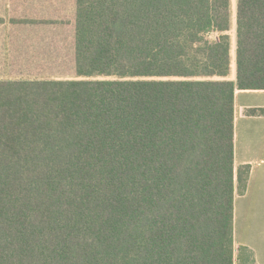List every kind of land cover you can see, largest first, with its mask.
<instances>
[{"label":"trees","instance_id":"1","mask_svg":"<svg viewBox=\"0 0 264 264\" xmlns=\"http://www.w3.org/2000/svg\"><path fill=\"white\" fill-rule=\"evenodd\" d=\"M74 79L0 80V264H256L234 247V93L264 0H74Z\"/></svg>","mask_w":264,"mask_h":264},{"label":"crops","instance_id":"2","mask_svg":"<svg viewBox=\"0 0 264 264\" xmlns=\"http://www.w3.org/2000/svg\"><path fill=\"white\" fill-rule=\"evenodd\" d=\"M42 1L0 0L4 5L0 7V80L44 79L32 77L28 73L32 71L31 42H38L37 54L42 55L44 49L54 44L43 43L49 40V35L10 31L11 26L20 21L43 15L40 10L16 8L15 3L27 5ZM59 16L60 13H57L56 17ZM57 35L51 39L56 41L58 47L61 35ZM232 80H235V75ZM233 141L235 168L249 167L245 192L234 198V247H248L254 252L256 264H264V90L235 91ZM259 234L263 235L262 241L257 240Z\"/></svg>","mask_w":264,"mask_h":264},{"label":"rangeland","instance_id":"3","mask_svg":"<svg viewBox=\"0 0 264 264\" xmlns=\"http://www.w3.org/2000/svg\"><path fill=\"white\" fill-rule=\"evenodd\" d=\"M4 5L0 2V7ZM16 8H31L42 11V16H34L31 20H24L11 26L10 31L19 33H41L49 35V40L43 41L49 46L48 49H42V55L37 53V41H32L33 56L31 58L32 71L29 75L36 78L47 79L58 78L61 80L74 79V52H73V35H74V18L75 4L74 0H44L41 3H31L24 5L15 3ZM236 0H230V28L228 31L230 40V69L228 80H232L236 74L235 70V47H236V26H235ZM60 13L59 17L56 14ZM62 13V14H61ZM61 35L59 46L56 41L51 39L54 35ZM28 68V67H27ZM262 234L257 236L258 241H262ZM254 253V252H253Z\"/></svg>","mask_w":264,"mask_h":264}]
</instances>
